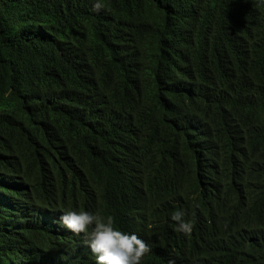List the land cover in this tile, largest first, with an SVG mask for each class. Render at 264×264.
I'll return each mask as SVG.
<instances>
[{"label": "trees", "instance_id": "trees-1", "mask_svg": "<svg viewBox=\"0 0 264 264\" xmlns=\"http://www.w3.org/2000/svg\"><path fill=\"white\" fill-rule=\"evenodd\" d=\"M94 2L0 0V264H95L72 210L142 264H264V5Z\"/></svg>", "mask_w": 264, "mask_h": 264}, {"label": "clouds", "instance_id": "clouds-1", "mask_svg": "<svg viewBox=\"0 0 264 264\" xmlns=\"http://www.w3.org/2000/svg\"><path fill=\"white\" fill-rule=\"evenodd\" d=\"M264 5V0H259ZM101 0H95L94 10H100ZM184 213L177 211L171 216L177 230L189 235L193 231L191 221L183 219ZM59 222L72 233L80 236L90 249L95 264H142L151 251L149 245L135 233L123 231L115 226L111 216H101L90 211H66L60 215ZM169 264L174 262L169 261Z\"/></svg>", "mask_w": 264, "mask_h": 264}, {"label": "bare ground", "instance_id": "bare-ground-1", "mask_svg": "<svg viewBox=\"0 0 264 264\" xmlns=\"http://www.w3.org/2000/svg\"><path fill=\"white\" fill-rule=\"evenodd\" d=\"M203 207V206H202ZM192 208V207H191ZM194 209V208H193ZM201 209V208H200ZM205 209V208H204ZM154 211V210H153ZM198 211H199V209H198ZM202 211V210H201ZM200 211V212H201ZM206 211V210H205ZM204 212V211H203ZM194 213V212H193ZM202 213V212H201ZM206 213V212H205ZM195 214V213H194ZM147 215V214H146ZM153 215V214H152ZM204 216V215H203ZM150 217V216H149ZM151 218V217H150ZM149 218V219H150ZM153 219H154V217H152ZM220 218V217H219ZM161 219V218H160ZM151 220V219H150ZM205 220V219H204ZM153 221H155V220H153ZM225 221V220H224ZM220 222V221H219ZM220 223H222V222H220ZM203 225V224H202ZM209 226V225H208ZM152 229H153V227H152ZM195 229V228H194ZM208 231V230H207ZM211 232V231H210ZM212 233V232H211ZM205 234V233H204ZM203 236V235H202ZM213 237V236H212ZM187 238H188V236H187ZM219 238V237H218ZM211 240V239H210ZM181 241V240H180ZM192 241V240H191ZM205 241V240H204ZM215 241V240H214ZM210 243H211V241H210ZM216 243V242H215ZM226 243V242H225ZM212 244V243H211ZM210 244V245H211ZM262 244V243H261ZM226 245V244H225ZM233 245V244H232ZM188 247V246H187ZM209 247V246H208ZM174 248V247H173ZM217 248V247H216ZM231 249V248H230ZM241 249V248H240ZM214 250V249H213ZM209 252V251H208ZM237 252V251H236ZM197 253V252H196ZM216 256V255H215ZM228 257H230V256H228ZM195 258V257H194ZM197 258H199V256L197 257ZM247 259V258H246ZM195 260V259H194ZM217 261V260H216ZM253 261V260H252ZM230 263H231V261H230ZM233 264V263H232Z\"/></svg>", "mask_w": 264, "mask_h": 264}]
</instances>
